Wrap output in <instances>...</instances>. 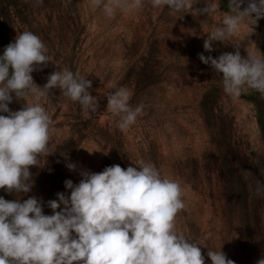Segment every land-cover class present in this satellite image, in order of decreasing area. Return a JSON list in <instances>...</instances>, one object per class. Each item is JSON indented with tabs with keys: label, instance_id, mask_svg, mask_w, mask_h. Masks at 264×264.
Here are the masks:
<instances>
[{
	"label": "rangeland",
	"instance_id": "1",
	"mask_svg": "<svg viewBox=\"0 0 264 264\" xmlns=\"http://www.w3.org/2000/svg\"><path fill=\"white\" fill-rule=\"evenodd\" d=\"M249 2L243 0L240 10ZM193 3L172 14L144 0L140 9H117L108 17L90 0H0V56L17 35L31 31L50 58L31 73L33 82L43 88L53 72L68 69L91 81L88 91L98 105L85 117L79 102L59 88L39 101L13 94L11 111L39 102L48 113L51 154L30 167L28 193L0 189V197L20 203L34 197L50 216L48 202L59 203L58 193L70 199L65 181L76 186L85 172L152 164L162 179L180 184L185 207L175 230L200 247L205 264H212L208 251L221 250L235 264L264 258V95L257 93L256 104L244 96L250 89L239 97L226 94L222 74L199 59L237 48L243 58L264 57V19L253 31L250 21L242 22L207 52L204 42L221 26L229 0H209L215 5L210 15L196 14L206 0ZM120 88L130 92L131 108L143 106L124 130L117 126L120 117L107 111V96Z\"/></svg>",
	"mask_w": 264,
	"mask_h": 264
},
{
	"label": "clouds",
	"instance_id": "2",
	"mask_svg": "<svg viewBox=\"0 0 264 264\" xmlns=\"http://www.w3.org/2000/svg\"><path fill=\"white\" fill-rule=\"evenodd\" d=\"M108 17L117 9L129 12L144 7V0H90ZM154 8L167 6L172 14L193 8V0H149ZM243 0H229V12L204 42L211 52L212 43L235 35L242 22L250 27L264 19V0H250L241 11ZM215 5L206 6L197 15H210ZM254 14V15H253ZM251 30L253 31L252 27ZM41 39L31 31L17 35L0 56V189L8 193L31 190V166L38 164L48 149L51 120L39 102L11 111L13 94L17 99L34 96L36 101L59 88L62 96L79 102L83 115L97 109V99L88 89L91 81L68 69L53 72L43 88L33 82L31 73L50 58ZM204 64L222 74L224 92L239 97L245 89L264 95V57L239 49L214 59L199 55ZM11 70V71H10ZM130 92L125 88L107 96V111L120 117L117 126L132 125L143 106H129ZM70 170L75 165L68 164ZM76 186L65 181L70 199L58 193L59 203L49 201L53 215L46 216L36 198L25 202L0 197V264H205L200 247L178 234L175 218L184 209L182 188L174 180L162 179L152 164L123 169L119 165L101 173H82ZM259 191V189H258ZM63 204L61 211H56ZM72 233H75L73 237ZM212 264H235L221 251H208ZM256 264H264V258Z\"/></svg>",
	"mask_w": 264,
	"mask_h": 264
},
{
	"label": "trees",
	"instance_id": "3",
	"mask_svg": "<svg viewBox=\"0 0 264 264\" xmlns=\"http://www.w3.org/2000/svg\"><path fill=\"white\" fill-rule=\"evenodd\" d=\"M11 71V70H10ZM257 91L255 90H251L249 91V93L247 95H244L246 98H248L249 100H251L253 103L257 104ZM20 100H22V98H20Z\"/></svg>",
	"mask_w": 264,
	"mask_h": 264
}]
</instances>
